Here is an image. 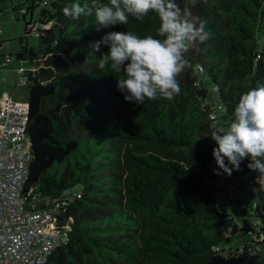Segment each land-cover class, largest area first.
Segmentation results:
<instances>
[{"label": "trees", "instance_id": "1", "mask_svg": "<svg viewBox=\"0 0 264 264\" xmlns=\"http://www.w3.org/2000/svg\"><path fill=\"white\" fill-rule=\"evenodd\" d=\"M77 2L91 0H20L10 8L24 20L20 48L25 51L33 35L43 49L34 69H14L18 85L28 91L25 134L31 158L25 183L33 194H47L51 206L63 188L79 193L56 213L59 224L69 223L68 239L45 264H262L260 174L247 167L251 158L246 157L240 167L256 198H231L216 172L224 181L236 171L223 175L210 135L219 127L227 130L241 95L264 84V0H197L195 5L176 0L206 22L210 35L186 54L190 67L177 77L180 93L171 100L145 98L143 105L126 101L117 89L123 72L99 67L108 46L94 54L91 44L111 31L162 39L159 17L129 16L126 25L97 31L94 16L77 20L63 14ZM36 5L41 8L34 18ZM33 19L51 24L42 34H31L27 23ZM1 41L0 58L8 56L4 68L12 57ZM20 57L18 51L15 58ZM225 222L242 239L234 250L228 244L227 252L219 230Z\"/></svg>", "mask_w": 264, "mask_h": 264}, {"label": "clouds", "instance_id": "2", "mask_svg": "<svg viewBox=\"0 0 264 264\" xmlns=\"http://www.w3.org/2000/svg\"><path fill=\"white\" fill-rule=\"evenodd\" d=\"M189 3L195 5L197 0ZM149 12L160 19L157 36L162 39L152 35L141 38L131 31H111L91 44L94 54L101 52L102 45L108 46L106 54L101 52L99 67L110 66L114 73L123 72V76L117 77V89L126 93V101L139 105H143L145 98L171 100L180 93L177 77L190 67L186 56L190 49L209 38L206 22L194 15L192 8L187 5L182 8L176 0H107L106 3L91 0L90 4L77 2L63 8V14L72 19L94 16L97 31L126 25L129 16L143 21ZM234 117L227 130L219 127L210 135L217 145L212 153L216 165L231 176L250 156L247 167L258 171L257 180L264 184V84L241 95Z\"/></svg>", "mask_w": 264, "mask_h": 264}, {"label": "built area", "instance_id": "3", "mask_svg": "<svg viewBox=\"0 0 264 264\" xmlns=\"http://www.w3.org/2000/svg\"><path fill=\"white\" fill-rule=\"evenodd\" d=\"M50 24L33 19L27 23V29L39 35ZM7 61L8 56L3 55L0 65ZM24 69L20 67L18 71ZM26 121L27 103L16 102L3 92L0 96V264H45L50 252L68 239L69 223L59 224L56 213L60 208L65 210L74 196H79L63 188L53 197L51 206L47 194H33V187L27 186L31 150L25 134ZM39 201L43 203L40 207Z\"/></svg>", "mask_w": 264, "mask_h": 264}, {"label": "rangeland", "instance_id": "4", "mask_svg": "<svg viewBox=\"0 0 264 264\" xmlns=\"http://www.w3.org/2000/svg\"><path fill=\"white\" fill-rule=\"evenodd\" d=\"M19 3L20 0H0V40H2L4 51H9L12 57V60L4 68H0V96L6 91L14 101L25 102L28 95L27 86L18 85L20 74L16 73L14 69L19 66L31 69L36 64V59L42 54L43 49L39 38L33 35L27 38L26 50L23 51L20 48L17 37L22 35L24 20H22L21 16L16 15L18 10L10 9L11 6ZM27 4L28 2H25L24 5L26 6ZM40 8L41 5L35 6L33 11L34 18L38 17ZM26 18H29V14L26 15ZM257 35L260 40L263 39L261 30L257 31ZM18 51H21V57L16 59L15 55ZM3 79L6 82H3ZM216 179L219 185L227 186L228 194L231 198L247 199L249 201L255 200L256 192L251 188L252 181L242 167H240L239 171H236L232 178H226L223 181L219 174L216 176ZM210 182L211 180H209ZM233 186L235 189L231 190ZM75 188L78 189L79 186L76 185ZM250 221L254 223L255 218L250 217ZM219 230L222 233L221 243L225 248V252H227L228 244L231 245L233 250L242 245L238 229L232 228L231 224L225 222L219 227ZM247 235V233H244L243 237L246 239ZM258 250L261 255L262 264H264V242L259 243Z\"/></svg>", "mask_w": 264, "mask_h": 264}, {"label": "crops", "instance_id": "5", "mask_svg": "<svg viewBox=\"0 0 264 264\" xmlns=\"http://www.w3.org/2000/svg\"><path fill=\"white\" fill-rule=\"evenodd\" d=\"M1 41V40H0ZM1 68V67H0ZM33 68V67H32Z\"/></svg>", "mask_w": 264, "mask_h": 264}]
</instances>
